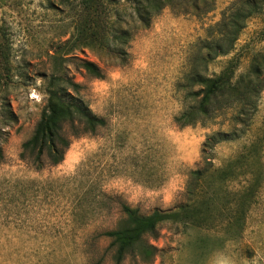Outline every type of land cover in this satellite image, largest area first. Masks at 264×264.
<instances>
[{
    "label": "rangeland",
    "instance_id": "1",
    "mask_svg": "<svg viewBox=\"0 0 264 264\" xmlns=\"http://www.w3.org/2000/svg\"><path fill=\"white\" fill-rule=\"evenodd\" d=\"M90 1L0 0V264H113L103 235L117 229L122 205L143 216L188 205L189 175L204 154L222 167L264 124V93L249 135L213 151L205 144L230 131L232 113L176 123L199 90L190 78L218 75L232 58L206 63L197 54L236 0H209L198 12L180 0L145 28L133 19L132 0H96L88 29ZM262 24L251 20L237 43L238 75L264 47ZM83 61L104 78L87 75ZM64 73L107 125L73 141L60 165L37 170L20 159L22 147L47 104V81ZM220 195L201 226L165 224L123 264H264V191L245 225L228 221L232 198ZM146 246L156 249L152 261L140 255Z\"/></svg>",
    "mask_w": 264,
    "mask_h": 264
},
{
    "label": "trees",
    "instance_id": "2",
    "mask_svg": "<svg viewBox=\"0 0 264 264\" xmlns=\"http://www.w3.org/2000/svg\"><path fill=\"white\" fill-rule=\"evenodd\" d=\"M96 0H91L86 11V28H91V19ZM180 0H132L131 8L135 22L145 28L165 9L176 7ZM189 10L198 12L209 0H181ZM90 6V7H89ZM262 18L260 42H264V0H236L222 14L220 22L208 31L206 40L201 43L197 54L201 62L214 63L222 58H232L220 74L213 77L194 75L190 87L194 105L181 114L176 123L179 127H191L199 123L214 121L221 111L230 112V131L215 133L209 137L205 146L213 151L222 143L234 142L249 135L253 120L258 111L261 95L264 93V47L253 52L249 58L248 69L238 75L235 65L236 46L248 23ZM125 33L123 34V36ZM240 63V62H239ZM85 73L95 79H103L101 69L94 63L83 61ZM81 86L64 74H56L47 81L45 94L47 104L36 125L32 137L23 145L20 159L29 162L37 170L60 165L73 141L88 135H96L106 127V121L92 112L79 97ZM3 153L0 149V161ZM202 168L189 175L186 194L190 203L172 212L154 211L143 216L138 210L121 206L122 218L117 229L103 236L110 240L114 250L113 264H123L126 256L139 247L145 236H155L165 224H193L207 221L211 210L220 199V194H229L231 214L228 221L242 222L244 225L258 205L264 191V124L251 143L224 166L216 167L213 158L204 154ZM236 190L232 191L231 186ZM229 187V188H228ZM238 187V188H237ZM231 190V192H230ZM146 261H152L156 249L146 246L140 250Z\"/></svg>",
    "mask_w": 264,
    "mask_h": 264
}]
</instances>
